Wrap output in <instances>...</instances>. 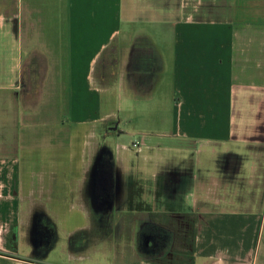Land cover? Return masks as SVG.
<instances>
[{
  "label": "crops",
  "instance_id": "crops-1",
  "mask_svg": "<svg viewBox=\"0 0 264 264\" xmlns=\"http://www.w3.org/2000/svg\"><path fill=\"white\" fill-rule=\"evenodd\" d=\"M0 264H264V0H0Z\"/></svg>",
  "mask_w": 264,
  "mask_h": 264
},
{
  "label": "rangeland",
  "instance_id": "rangeland-1",
  "mask_svg": "<svg viewBox=\"0 0 264 264\" xmlns=\"http://www.w3.org/2000/svg\"><path fill=\"white\" fill-rule=\"evenodd\" d=\"M168 106L170 107V109H172L171 103H169ZM124 107L128 108V104H124ZM169 113L172 115L171 112H169ZM126 116L128 117V113H126V111L121 113V117L122 118L123 117L125 118ZM122 126H123V128H130L129 121L124 122V124ZM153 155H155V154H153ZM168 155H166V160H168L169 162L167 164H164L165 168H163L162 166L159 167V166H157L155 164V166L153 167L154 174H157V175H161V174L168 175L170 177L169 180H172V181H175V180L177 181L180 176L186 174V176L190 179V182L186 181V184H183V187L186 188V189H183L182 187H180L179 184H176V182H175V184L174 183L167 184V186H164V185L161 186V184H158V183L156 184L155 183L154 184V191H161L164 188V190H170L171 193H175L176 192V194L178 192H180V191H184V192L187 191L186 193L193 192V190H194L193 189L194 188V182H193L192 177L194 175V172H198V170L195 169V164L197 162V160H196L197 154L194 155L193 152H180V151H177V150H173L170 153H168ZM208 155L209 154H207L205 152L202 154V157L204 158L207 167L209 166V163H208L209 162V157H208ZM167 156H168V159H167ZM139 159H142V158H139ZM154 160H155L154 163H156V161H160V162L162 161L160 159V155H158V156L156 155ZM166 160L164 159V161H166ZM151 161H153V160L148 161L147 164L150 165ZM167 165H169V167ZM166 167H168L169 171L167 170ZM162 171H163V173H161ZM207 171L209 173V169ZM205 184H206L207 187H209L210 186V181L207 180ZM186 193H184V195ZM141 203H142V201H139V207H143L144 203H142V204ZM187 206L188 205H186L185 207H187ZM140 234H141V239H142V237H143V235H145V233L141 232Z\"/></svg>",
  "mask_w": 264,
  "mask_h": 264
},
{
  "label": "trees",
  "instance_id": "trees-1",
  "mask_svg": "<svg viewBox=\"0 0 264 264\" xmlns=\"http://www.w3.org/2000/svg\"><path fill=\"white\" fill-rule=\"evenodd\" d=\"M113 51V50H112ZM112 51H111V48H108L106 51H105V54L103 55V59H106V58H108V56H109V53H112ZM106 56V57H105ZM103 62H105L104 60H102ZM102 62V63H103ZM115 63H114V61H111V63H110V66H108L107 68V70H109V73H111V75L114 73V71H115Z\"/></svg>",
  "mask_w": 264,
  "mask_h": 264
},
{
  "label": "flooded vegetation",
  "instance_id": "flooded-vegetation-1",
  "mask_svg": "<svg viewBox=\"0 0 264 264\" xmlns=\"http://www.w3.org/2000/svg\"><path fill=\"white\" fill-rule=\"evenodd\" d=\"M107 219H111V217H108Z\"/></svg>",
  "mask_w": 264,
  "mask_h": 264
},
{
  "label": "built area",
  "instance_id": "built-area-1",
  "mask_svg": "<svg viewBox=\"0 0 264 264\" xmlns=\"http://www.w3.org/2000/svg\"><path fill=\"white\" fill-rule=\"evenodd\" d=\"M136 145V144H135Z\"/></svg>",
  "mask_w": 264,
  "mask_h": 264
}]
</instances>
